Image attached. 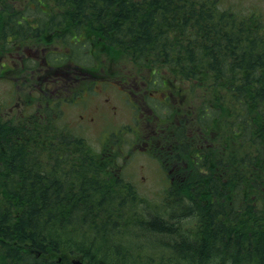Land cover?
Masks as SVG:
<instances>
[{
  "label": "trees",
  "instance_id": "16d2710c",
  "mask_svg": "<svg viewBox=\"0 0 264 264\" xmlns=\"http://www.w3.org/2000/svg\"><path fill=\"white\" fill-rule=\"evenodd\" d=\"M35 1L60 5L28 25L29 3L0 0V52L45 35L76 48L86 35L97 68L168 87L158 158L173 160L175 180L150 203L122 176L117 143L98 148L58 116L4 119L0 106L1 264H264L263 13L218 0ZM131 230L151 258L119 242Z\"/></svg>",
  "mask_w": 264,
  "mask_h": 264
},
{
  "label": "rangeland",
  "instance_id": "374dc122",
  "mask_svg": "<svg viewBox=\"0 0 264 264\" xmlns=\"http://www.w3.org/2000/svg\"><path fill=\"white\" fill-rule=\"evenodd\" d=\"M229 1L236 0H224L222 6H225V4ZM237 1L239 3V6L241 7L249 6L252 9L253 7H255L256 10L264 13V0ZM51 46L55 47V44L52 43ZM42 47L43 44L41 45L40 42L32 41L26 46L25 51L28 54L32 55L34 53L36 54L37 49H42ZM19 54L21 53H18V55ZM43 54L44 53H42L41 55ZM60 63L61 62L56 63L55 65ZM30 65L33 66L34 64L32 63ZM69 70L73 71V69ZM74 72L76 73V75L79 74V76L77 77L78 81L74 83V86H76L74 91H77L79 87H82L79 93L80 97H83L87 93L90 95L85 104L82 103V105L79 107L75 106L77 110L80 109L81 111L85 110V108H87L90 104L94 103V90L97 89V87L96 81L92 84V80H94L93 78H95V75L86 74L87 76H89L86 80L85 78L87 77L84 72L80 70H74ZM14 75L18 77V81L20 83H23V87L26 88H28L30 85L31 87H38V82H40L37 77H34V79H30L31 76H35L31 73L30 68L23 70L21 74L19 71H17ZM82 79H84V81H82ZM10 87L11 83L9 81L5 79L0 80V104L3 107L2 113L4 115V119L8 118L7 115L8 111L10 110L9 104L12 100V92ZM109 92H111L112 94L108 96V100L104 99V101L109 103V105H107V108H104V110H106L108 114L107 121L105 122V120L102 118V115H98L97 123L94 126L89 127L90 133H83L89 135V137L92 135V139L89 138V140L94 146L98 148L101 146L100 144L102 143L103 137L93 132L99 130L104 131V134L109 135L107 138L105 137V139L107 140L111 137V135L117 133V145L120 150L122 149V152L124 151V153H127L128 151L136 150L137 152L131 157V160L129 159V155H122L123 157L121 158L123 162L121 164L125 163V168L122 171V176L124 177L125 181H129L135 185L138 193L141 196L151 199L150 203L158 202V204H160V202H162L166 198V195L164 194L165 192H163V190L169 189V185L163 178L162 171L159 167V159L155 155V149L153 148L154 145L152 144V141L156 139L160 134V131H158V129L161 127V125L159 124L161 117L157 113L156 116L152 115L150 110L148 111L142 106V102L137 98V96L134 100L128 93V91L126 92L130 97L122 94L119 90L116 91L112 88L109 89ZM133 103H136V107L133 105ZM150 104L152 106H154V104L160 105L156 100L151 101ZM62 107L68 111V114L64 113L62 108L57 110V115L58 112H62L59 117V119L61 120L60 122L66 124L70 121L74 122L75 120H77V117L75 115L76 111L74 110L75 107L71 110H68L66 108V105H62ZM22 109L23 107H20L16 112L20 113ZM167 109V106H160L157 111L160 115H163L167 112ZM141 110L143 112H141ZM79 129H84V127L82 125H79ZM146 140L150 141V143L146 142ZM133 233L134 231L132 230L125 231V233H122V237L119 238V242L126 244V242L129 240V242L132 243L130 245H127L131 249L135 247L134 242H137L141 253L144 255L148 253L149 258H151V255H153L156 250L150 251L149 249L145 248L144 239L146 238L143 236L144 239H138L136 238V234ZM122 240H124V242ZM25 248L29 247H24V249ZM48 257H50V255ZM149 258L144 261H149ZM140 259L141 258H138L137 261H141ZM2 261L3 259L0 253V264ZM150 261L158 263L157 258Z\"/></svg>",
  "mask_w": 264,
  "mask_h": 264
},
{
  "label": "flooded vegetation",
  "instance_id": "af4514ba",
  "mask_svg": "<svg viewBox=\"0 0 264 264\" xmlns=\"http://www.w3.org/2000/svg\"><path fill=\"white\" fill-rule=\"evenodd\" d=\"M218 3L222 5L224 3V0H218ZM59 5L60 4L57 5L53 2H41L35 0H32L29 3V6L34 9H48L54 7L57 8L59 7ZM238 5L239 3L237 0L229 1L225 4V6L231 7H238ZM253 9L256 10L255 7H253ZM24 20L28 23V25H31V21H33L32 18H25ZM22 48L23 47H17L15 52L22 53V51L20 50ZM44 50H46V47L42 49L43 53L45 52ZM38 52L39 49H37L35 56L29 57L31 60L38 62L36 66H31L29 63H27L25 59L26 57H23L21 54H19L18 56H15L13 63L9 68V70L14 73L21 69L26 70L27 68H30L31 73L35 75L31 76L30 79H34V77H37L40 81L38 82V87H31L30 85L28 88H26L23 87V83H20L18 81L19 79L17 76H15L14 74L10 75L15 85L16 95L23 102L22 113H24V115L27 114L35 108V104H38L39 109L45 106L46 109H51L52 112H55L56 110L62 108L63 112L68 114V111L63 108L62 105H66V108L68 110H71L75 106L79 107L82 105V103L85 104L90 95L87 93L83 97H80L79 91H74L76 87L74 86V83L78 81L74 70H80L79 67L81 66L73 61L65 63L64 60L60 64L54 65L49 62L47 57H40L39 54H37ZM69 69H73V71H70ZM82 70V72L86 74L91 73L87 70ZM100 79L101 81H96L97 89L94 90V103L90 104L87 108H85V110L80 111V109L77 110L76 107L74 108L76 114L80 117L79 124L84 127L83 130L85 131H90L89 127L94 126L97 123L98 115H102V118L105 120V122L107 121L108 114L106 110H104V108H107V105H109V103L104 101V99L108 100V96L112 94L111 92H109L110 88L116 91L119 90L122 94H127V92L124 91V86L121 83L123 82V80L118 79L119 81L115 83L117 84V88H115L111 85V82L107 81V77L101 76ZM128 93L134 100L136 96L140 101L144 99L143 92L139 90L134 91L132 89H129ZM41 100H43L44 102H41ZM172 171L173 169L170 168L169 172L171 173ZM170 179L173 180V177H171Z\"/></svg>",
  "mask_w": 264,
  "mask_h": 264
}]
</instances>
